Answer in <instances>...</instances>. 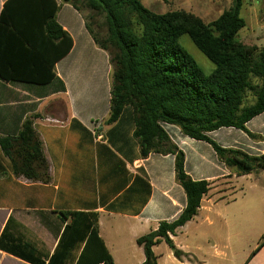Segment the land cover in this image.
<instances>
[{
  "label": "trees",
  "instance_id": "1",
  "mask_svg": "<svg viewBox=\"0 0 264 264\" xmlns=\"http://www.w3.org/2000/svg\"><path fill=\"white\" fill-rule=\"evenodd\" d=\"M60 2L82 16L85 29L94 44L107 53L111 67L109 116L104 121L111 127L102 143L95 144L97 160L105 156L109 165L121 168L124 161L145 159L151 153L174 156L175 179L185 193V207L175 220L160 222L155 231L137 238L136 244L144 252L142 264H157L152 247L161 241L180 259L182 253L170 235L197 214L209 184L194 181L186 174L184 154L171 142L164 125L175 126L182 135L208 143L217 159L237 174L264 169L262 156L223 149L208 137V133L221 128L245 130V123L264 112V48L236 40L245 27L240 16L242 0H232L231 6L210 23L183 10L157 14L140 0ZM58 8L55 0L3 3L1 81L46 86L55 79V64L72 47L70 36L56 22ZM183 35L214 65L209 74L180 46ZM248 95L253 100L244 105ZM71 122L78 126L79 144L90 145L91 133L77 121ZM4 156L9 164L2 166L1 172L9 167L14 175L36 179L47 170L30 120L22 123L16 137L0 138V160ZM14 158L20 159V164ZM136 191L138 208L133 212L139 214L150 195L149 184L139 177L115 203ZM95 209L92 202H84L79 209L62 213L69 222L56 229L57 241L49 257L32 244L8 236L6 228L0 234V250L29 264H113L99 236ZM263 245L264 236L250 257Z\"/></svg>",
  "mask_w": 264,
  "mask_h": 264
},
{
  "label": "crops",
  "instance_id": "2",
  "mask_svg": "<svg viewBox=\"0 0 264 264\" xmlns=\"http://www.w3.org/2000/svg\"><path fill=\"white\" fill-rule=\"evenodd\" d=\"M5 1L0 0V11ZM55 1L59 7L56 22L70 36L72 47L55 64V79L46 85L49 91L0 80V138L16 137L22 123L30 120L47 166L45 174L36 179L14 175L9 167L0 171V234L6 228L8 236L32 244L49 257L56 245V229L69 222L62 213L92 202L99 236L113 264H142L144 252L136 239L155 231L160 222L175 220L186 204L175 179L174 156L151 153L145 159L122 160L121 168L109 165L105 156L97 160L95 144L102 143L111 127L104 124L109 116L111 82L108 55L94 44L82 16L69 4ZM140 1L149 10L161 5L167 9L150 10L154 13L183 10L204 23L215 20L232 4V0ZM255 5H249L252 26L246 27L245 22L243 38L251 41L247 45L264 48V25H260L264 16H257ZM72 120L91 133L90 145L79 144L78 126ZM244 127L221 128L208 137L223 149L264 158V112ZM164 130L183 152L186 174L194 181H207L209 189L197 214L170 235L181 258L161 241L152 247L157 264H264V245L250 257L264 236V169L237 174L217 159L208 143L184 136L172 125H164ZM7 164L9 159L4 156L0 170ZM135 177L150 186L149 198L137 215L133 212L138 208L137 191L115 203ZM0 264L29 263L0 250Z\"/></svg>",
  "mask_w": 264,
  "mask_h": 264
},
{
  "label": "rangeland",
  "instance_id": "3",
  "mask_svg": "<svg viewBox=\"0 0 264 264\" xmlns=\"http://www.w3.org/2000/svg\"><path fill=\"white\" fill-rule=\"evenodd\" d=\"M143 2H145V0H143ZM251 3L256 4L255 7H256L257 16L259 17L264 16L263 0H242L243 8L240 13V16L243 18V20H245L247 24L246 27L248 28L252 26V17H251L252 10L249 7ZM149 8L150 10H153L155 12H158L157 10H167L165 9V6L163 5H161L157 9H154L152 7H149ZM260 25H264V21H262ZM246 29L247 28H243L242 30H240V32H238L236 36V40L240 43L249 44L251 41H249L248 39H245V37L243 38V34L247 31ZM179 44L183 49H185L193 57L195 62L198 64V66L202 69V71L205 74H209L214 69V65L194 46V44L192 43V41L187 35H183L179 39ZM36 87L39 89L38 91H41L42 93H47L49 91L48 86H36ZM252 100L253 99L251 98V96L248 95L246 98V101L244 102V105L251 103ZM64 138H66L65 135H64Z\"/></svg>",
  "mask_w": 264,
  "mask_h": 264
},
{
  "label": "built area",
  "instance_id": "4",
  "mask_svg": "<svg viewBox=\"0 0 264 264\" xmlns=\"http://www.w3.org/2000/svg\"><path fill=\"white\" fill-rule=\"evenodd\" d=\"M98 139H101V137L100 136H96Z\"/></svg>",
  "mask_w": 264,
  "mask_h": 264
}]
</instances>
